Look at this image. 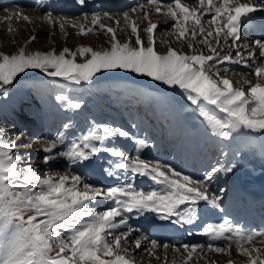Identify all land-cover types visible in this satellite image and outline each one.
Instances as JSON below:
<instances>
[{
    "label": "rangeland",
    "instance_id": "obj_1",
    "mask_svg": "<svg viewBox=\"0 0 264 264\" xmlns=\"http://www.w3.org/2000/svg\"><path fill=\"white\" fill-rule=\"evenodd\" d=\"M83 1L96 0H0V264H264L251 258L264 226L226 214L247 200L237 188L264 180V44L239 33L264 0H130L111 20L113 0L75 10ZM134 51L151 80L131 77ZM166 52L173 75L155 68ZM191 144L192 175L179 154Z\"/></svg>",
    "mask_w": 264,
    "mask_h": 264
},
{
    "label": "bare ground",
    "instance_id": "obj_2",
    "mask_svg": "<svg viewBox=\"0 0 264 264\" xmlns=\"http://www.w3.org/2000/svg\"><path fill=\"white\" fill-rule=\"evenodd\" d=\"M114 1V2H113ZM113 1H110L109 3V5H107V9H108V12H109V19L111 20V19H113V18H115L114 17V15L112 14V15H110V13H112V12H119V11H122V10H124V9H126L128 6H131L132 5V0L130 1H128V0H113ZM249 1H251V3L252 4H260V1L259 0H249ZM67 4V3H66ZM92 4L93 5H90L91 7L89 8L88 6H89V2H88V5H87V3H85L84 1L81 3V5H79V6H76V7H74L75 8V10H79L80 11V7H82V6H84V9L83 10H87V9H92V7H94V8H98L101 4H105V3H103V1H101V0H96V1H94V2H92ZM121 5H124V6H121ZM134 5H136V4H134ZM138 7L137 8H134L135 10H134V12L135 13H137V12H139V11H142V12H144V10L146 9L147 10V8H148V11H154V9H155V7L153 6V5H151V6H139V5H137ZM199 7V6H198ZM200 8H202V10L205 8V6L204 5H200ZM67 9H69V6L67 5L66 7H65V10H67ZM145 10V11H146ZM201 11V10H200ZM140 14V13H139ZM248 14V13H247ZM142 15V14H141ZM190 15V14H189ZM205 15H207V13H205ZM126 17V16H125ZM125 17H123V20H125ZM177 17L179 18V19H184L185 17H188V14H183V13H178V15H177ZM262 17L264 18V16H261V18H259V19H257L258 21H255V23L253 24L254 25V27H253V29H254V32L256 33L257 31H259L260 30V28H261V30H263V28H264V23H263V21L261 20L262 19ZM42 19V18H41ZM139 19V18H138ZM138 19H135L134 18V22H136L135 20H138ZM241 19H243V18H241ZM239 21V20H238ZM240 22H242V21H240ZM262 22V23H261ZM171 23V22H170ZM169 25V24H168ZM157 26V25H156ZM49 26H46V28L44 29V32H35L36 34H34V35H36V36H38V38L39 37H41V36H43L45 33H47L48 32V28ZM162 27L163 26H158L157 28L159 29V30H161L162 29ZM153 29H155V27L153 28ZM245 30L244 29H242L241 30V32H240V36H241V34H243V32H244ZM156 32H157V30H156ZM237 33H235V35H236ZM254 36V35H253ZM236 37V36H235ZM255 37V36H254ZM254 37H252V38H254ZM155 39V38H154ZM255 39H256V41H254V39H253V41L252 42H254V43H256V45L255 46H261V45H263L264 44V35H260L259 37H255ZM34 40H36V39H34ZM133 41V40H132ZM154 42L156 43L157 41L156 40H154ZM261 42H263V43H261ZM143 43H146V41H143ZM142 44V43H141ZM252 44V43H251ZM258 44V45H257ZM155 45V44H154ZM133 46V45H132ZM264 49V48H263ZM228 50V47H225L224 48V50L223 51H227ZM231 55V54H230ZM83 57H78V60L79 59H82ZM227 58V57H226ZM158 59V61H157V65L155 66V68H157V70H159L160 72H167L169 75H173L172 74V72H173V69L175 68V69H178L179 67H180V64H181V62L180 61H178L179 60V58H177V57H175V59L174 58H172V56H170V54L169 53H165V54H163L160 58H157ZM225 59V58H224ZM196 62V64H198L199 63V61L200 60H198V59H196L195 60ZM212 61H215L214 59L212 60ZM150 60H149V57H148V55H140L138 52H135L134 51V54H132V60H131V77L133 78V79H140V80H143V81H149V80H151L153 77V75H154V72L155 71H153V69L151 68L152 67V65H150ZM230 64H234L235 65V63H231L230 62ZM200 65V64H199ZM253 65V64H252ZM232 67V66H231ZM149 68L150 69H152L151 71H149ZM152 77V78H151ZM193 78V77H192ZM196 78V77H195ZM112 81H117L116 79H110V82H112ZM200 90H201V87H200ZM179 99V98H178ZM160 102V101H159ZM161 102H162V100H161ZM156 104H158V102H156L155 103V105ZM189 104V103H188ZM191 104V103H190ZM196 104V103H195ZM195 104L193 103L191 106L194 108L195 107ZM153 105V104H152ZM194 105V106H193ZM62 106H64V105H62ZM157 106V105H156ZM160 107V106H159ZM190 107V106H189ZM192 107H191V110H193L192 109ZM151 108V107H150ZM149 108V109H150ZM151 110L152 109H150V110H148V112H151ZM189 120H190V118H189ZM185 121H186V119H185ZM190 122H192V121H190ZM188 132H186V133H189V132H192V130L195 128V121L193 120V124H189V122H188ZM190 125H193L194 127H192V128H190ZM264 130V129H263ZM218 141L219 140H216V143H218ZM229 147L231 148V143H229ZM184 149H185V151H186V149H188V145H185V147L183 148V150H182V152H184ZM182 152L180 153L179 152V154H182ZM183 165H185V168H186V172H188V171H191V170H194V169H192V168H194V166H192V163L190 162V161H187V162H184V164ZM196 167V166H195ZM191 168V169H190ZM238 177H239V175L237 174V173H231V175H230V178H231V180L233 181V183L234 184H236L237 183V180H238ZM253 177H257V176H253ZM262 179H264V178H262ZM245 182H247V181H244V183ZM238 185V184H237ZM241 185H242V183H241ZM249 187H247L246 185V188H245V186H244V189H242L243 191H241L240 189L241 188H237L238 189V191L237 192H239V193H241V192H244V194L246 195V196H244V198H247V200H245V202H243V205H242V207H240V208H238L237 206L235 207V217L237 218L239 215L241 216L242 215V217L240 218V221H242L243 222V220L244 221H248L249 219H250V216L254 213V211L256 210L255 209V204H254V202H255V200H256V197L257 198H261V196H264V180H258L257 181V183H255V185H251L250 183H248L247 184ZM242 188H243V186H242ZM166 193H170L169 191H165ZM165 192H160V193H158L157 195H159V196H163V194H166ZM238 193V194H239ZM177 198H180V196H178V194H177ZM262 200V202L261 203H264V199L262 198L261 199ZM247 202V203H246ZM209 209V210H208ZM208 210V211H207ZM241 210V211H240ZM238 212V213H237ZM242 212V213H241ZM199 213V212H198ZM215 211L212 209V210H210V207L208 206L204 211H202V217H204V219H205V224H206V227L208 226L210 229H213L216 225H217V219H214L215 218ZM233 213V212H232ZM193 216V221L194 220H196V213H192V212H190L189 214H186V215H184V218H186L185 219V221H189V222H191L192 220H190L191 219V217ZM248 217V218H247ZM207 218V219H206ZM248 219V220H247ZM146 221V220H145ZM192 221V223H187V225H186V227H184V228H181L179 231H180V236H179V238H180V241L181 242H183V241H187V239H189V238H187L186 236V234L189 232V230L188 229H190L191 228V230H193L192 228H193V226L194 225H197L195 222H193ZM233 221V220H232ZM262 222H264V218H263V220H262ZM153 223H155V222H153ZM148 224H145V228L146 227H148L147 226ZM149 231H147V236H150V238L151 239H153V240H155V242L156 241H167L168 240V237L166 236V237H160V236H165L167 233H169L168 232V228L163 224V223H160V224H158V225H156V224H151L150 223V225H149ZM188 228V229H187ZM190 230V231H191ZM193 232V231H192ZM10 234V233H9ZM242 236V235H241ZM239 237H240V235H239ZM251 236H248V237H245L246 239H253V240H257V238L258 237H251ZM235 240H237V239H235ZM207 244H208V242H207ZM209 246V245H208ZM1 247V246H0ZM202 249H203V251L204 250H206V251H212L213 249H216V251L217 250H220V251H222L223 249L222 248H210V247H207V246H203L202 245ZM214 251V250H213ZM230 251H232V250H230ZM230 257V256H229ZM251 257V256H250ZM252 260H255V261H257V260H260V259H263L264 260V254L263 253H259V252H257L256 254H253L252 255ZM233 259V260H232ZM231 259V257H230V260H232L233 261V263L234 264H247L248 262H249V258L247 257V258H242L241 260H239L238 258L237 259H234V258H232Z\"/></svg>",
    "mask_w": 264,
    "mask_h": 264
},
{
    "label": "water",
    "instance_id": "obj_3",
    "mask_svg": "<svg viewBox=\"0 0 264 264\" xmlns=\"http://www.w3.org/2000/svg\"><path fill=\"white\" fill-rule=\"evenodd\" d=\"M180 206H181V203L180 202H178V203L175 204V208H179ZM25 233L28 235V231L27 230L25 231Z\"/></svg>",
    "mask_w": 264,
    "mask_h": 264
}]
</instances>
